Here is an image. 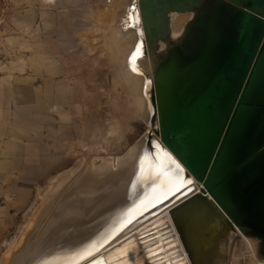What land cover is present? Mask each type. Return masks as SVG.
I'll list each match as a JSON object with an SVG mask.
<instances>
[{
    "label": "water",
    "instance_id": "obj_1",
    "mask_svg": "<svg viewBox=\"0 0 264 264\" xmlns=\"http://www.w3.org/2000/svg\"><path fill=\"white\" fill-rule=\"evenodd\" d=\"M173 15H187L176 34ZM129 19L132 53L151 61L149 151L172 154L183 181L104 247L169 208L191 264H230L240 233L264 258V0H131ZM96 253L75 264H106Z\"/></svg>",
    "mask_w": 264,
    "mask_h": 264
},
{
    "label": "crops",
    "instance_id": "obj_2",
    "mask_svg": "<svg viewBox=\"0 0 264 264\" xmlns=\"http://www.w3.org/2000/svg\"><path fill=\"white\" fill-rule=\"evenodd\" d=\"M95 5L0 0V196L10 198L7 204L29 201L36 183L56 171L61 152L78 151L80 80L74 61L94 50ZM98 7L104 25L97 30L107 47L119 46L121 59L125 5L112 14L107 3Z\"/></svg>",
    "mask_w": 264,
    "mask_h": 264
},
{
    "label": "bare ground",
    "instance_id": "obj_3",
    "mask_svg": "<svg viewBox=\"0 0 264 264\" xmlns=\"http://www.w3.org/2000/svg\"><path fill=\"white\" fill-rule=\"evenodd\" d=\"M130 3L131 0H128L120 20V32L124 35L123 38L120 37L122 46H126L125 40L128 39V52L120 67L134 93L136 104L144 109L147 122L151 123L150 83L144 75V72L151 71V61L148 57L138 59L136 53H132L137 43L138 31L141 32L142 28L139 25H129ZM186 19L187 15L172 16L171 26L174 34L181 30ZM133 21L135 22V17ZM124 49L126 50V47ZM147 136L148 134L144 135L122 157L109 158L99 164L92 160L65 188L56 204L45 205L43 213L37 215L32 229L28 231L20 246H17L3 263L75 264L81 260V254L90 245H98L107 239L112 231L114 234L117 231V223L120 224L119 227L122 226L179 188L183 178L171 163L172 159L175 160L174 156L160 151H156L155 155L151 154ZM138 198L136 204L126 209L127 205ZM160 226L163 227L161 230L169 235L168 239L173 244V250L180 263L191 264L179 241L169 208L135 227L128 228L96 254H101L106 264H118L129 256L124 255L119 261L112 263L113 256L129 246H134L133 250L136 251L133 255H137L139 260L136 261L137 264H154L153 259L162 256L163 252L154 255L146 252L155 244L146 245L145 239L148 236L143 234ZM235 244L239 245L232 251L233 257L238 255V249L243 251H240L241 257L246 256L245 263L244 258H241V264H264V258L258 254L255 239L240 233ZM121 254L122 252L116 255ZM237 257L232 259L235 263Z\"/></svg>",
    "mask_w": 264,
    "mask_h": 264
},
{
    "label": "rangeland",
    "instance_id": "obj_4",
    "mask_svg": "<svg viewBox=\"0 0 264 264\" xmlns=\"http://www.w3.org/2000/svg\"><path fill=\"white\" fill-rule=\"evenodd\" d=\"M127 1L95 0L96 34L95 38L90 37L95 39L94 50L88 53L84 50L85 58L74 61L80 80L78 151L61 152L56 171L36 183L29 201L7 204L4 200L10 198L0 196V264H4L10 253L20 246L28 231L32 229L35 219L43 213L45 205L56 204L65 188L92 160L99 164L109 158L124 156L144 135H147V130L152 128L151 123L147 122L144 109L136 104L134 93L121 72L120 63L127 55L128 39L125 40L126 46L123 47H126V50L121 53L120 59L116 53L119 46L115 44L107 47L104 44L103 31L97 30V26L104 25L101 18L104 14L98 3L99 5L107 3L112 14L116 12V8L122 10L124 5L126 9ZM120 36L124 35L120 33ZM8 191L12 198H15V189ZM161 228L163 227L144 232L143 236H148L145 239L146 245L155 244L146 252H150L151 255L163 252L162 256L153 259L154 264H181L173 250V244L168 239L169 235ZM237 245L239 244L232 247V251ZM133 247L129 246L121 251L120 258L124 255L129 257L118 264H137L136 261L139 260L136 258L137 255H133L136 251ZM240 251L239 249L237 251L239 257L235 256L236 263L232 260L234 257L231 253L230 264H241L242 257L245 263L246 256L242 254L241 257Z\"/></svg>",
    "mask_w": 264,
    "mask_h": 264
},
{
    "label": "snow or ice",
    "instance_id": "obj_5",
    "mask_svg": "<svg viewBox=\"0 0 264 264\" xmlns=\"http://www.w3.org/2000/svg\"><path fill=\"white\" fill-rule=\"evenodd\" d=\"M108 239H105L104 241L100 242L98 245L93 244L90 245L87 249L84 250V252L81 254V259L86 260L89 257L95 255L96 252L100 250V248L104 247L106 243H108Z\"/></svg>",
    "mask_w": 264,
    "mask_h": 264
}]
</instances>
